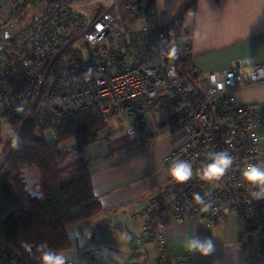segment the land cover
I'll use <instances>...</instances> for the list:
<instances>
[{"label": "built area", "instance_id": "2783aa9c", "mask_svg": "<svg viewBox=\"0 0 264 264\" xmlns=\"http://www.w3.org/2000/svg\"><path fill=\"white\" fill-rule=\"evenodd\" d=\"M84 1L6 0L0 6V119L15 120L17 136L33 119L38 131L51 129L56 138L68 115L95 112L107 122L117 116L126 136L147 143L170 138L161 158L167 183L143 210L132 213L145 218L140 232L127 230L115 216L105 217L129 244L124 264H139L149 243L157 254L149 264H181L183 258L169 252L165 223L152 218L165 207L179 223H217L235 212L264 247V200H254L252 186L241 178L245 165H259L264 106L237 102L233 95L235 89L264 83V65L201 72L190 61L189 80L177 58L191 60L190 41L181 50L173 47L155 0H94L90 14L77 7ZM158 112L163 116L151 132L149 116ZM78 143L73 137L61 148ZM209 151H227L235 159L218 181L196 174ZM178 159L193 165L187 181L168 173Z\"/></svg>", "mask_w": 264, "mask_h": 264}, {"label": "crops", "instance_id": "0c3cea01", "mask_svg": "<svg viewBox=\"0 0 264 264\" xmlns=\"http://www.w3.org/2000/svg\"><path fill=\"white\" fill-rule=\"evenodd\" d=\"M5 1L0 0V6ZM93 4L94 0H86L80 4L85 8H78L90 14ZM155 6L162 24L181 16V23L172 33V44L181 50L186 40L190 41L191 62L197 70H225L236 64L264 65V0H196L194 8H187L186 0H155ZM178 40L182 43L179 47L174 43ZM233 95L237 102L264 106V83L235 89ZM162 116V112L154 114L151 132L156 131L155 124ZM121 132L112 140L117 146L113 149L108 137L106 142L99 135L82 142L75 154L86 161L92 190L101 204L100 211L90 219L67 228L72 245L61 253L74 256L82 264H124L129 244L105 217L115 216L127 230L139 233L145 218L132 213L143 210L168 181L161 158L170 149V138L164 135L147 143L130 137L137 141L135 148L117 152L119 144L129 138ZM102 139L109 149L98 144ZM261 149L259 165L264 166V142ZM152 218L165 223L169 252L183 258L181 264H264V247L257 234L235 212H228L217 223H179L165 207ZM192 235L211 239L213 253L206 257L190 253L184 245ZM113 254L116 257L111 259ZM156 255L154 244H147L139 264L151 263Z\"/></svg>", "mask_w": 264, "mask_h": 264}, {"label": "trees", "instance_id": "16d2710c", "mask_svg": "<svg viewBox=\"0 0 264 264\" xmlns=\"http://www.w3.org/2000/svg\"><path fill=\"white\" fill-rule=\"evenodd\" d=\"M195 4L196 0H186L187 8ZM180 23L181 16L168 23L171 42ZM177 59L181 75L188 76L185 68L191 60ZM106 122L95 112L68 115L53 143L45 140L33 119L20 130L19 146H12L0 165V264H39L41 246L59 252L70 249L67 228L100 211L86 161L65 159L77 154L82 142L109 131ZM73 137L79 139L77 145L61 148ZM25 167L36 171L37 191L27 189Z\"/></svg>", "mask_w": 264, "mask_h": 264}, {"label": "clouds", "instance_id": "9594fccd", "mask_svg": "<svg viewBox=\"0 0 264 264\" xmlns=\"http://www.w3.org/2000/svg\"><path fill=\"white\" fill-rule=\"evenodd\" d=\"M12 143L14 147H18L20 144L19 136H15ZM234 164V157L227 151H209L205 154V160L201 162L196 174L206 182L218 181ZM168 173L176 181H187L193 176V165L186 160L178 159L170 164ZM241 178L245 183L252 186L251 196L254 200L264 199V166L254 163L245 165L241 171ZM184 246L190 253H199L205 257L214 251V244L211 239H201L195 235L186 240ZM39 251V264H73L74 261L76 262L74 256L53 249H45L43 246ZM115 257L116 254H113L111 259Z\"/></svg>", "mask_w": 264, "mask_h": 264}, {"label": "rangeland", "instance_id": "374dc122", "mask_svg": "<svg viewBox=\"0 0 264 264\" xmlns=\"http://www.w3.org/2000/svg\"><path fill=\"white\" fill-rule=\"evenodd\" d=\"M86 1V0H85ZM93 1V0H91ZM82 3H79L77 5V7H81ZM82 9H84L85 7L82 6ZM176 46H181V41H175L174 42ZM153 119V116H149V120L151 121ZM14 123V124H13ZM108 130L107 132H103L101 133V137L105 140V137H108V141L111 143L112 140L118 136V135H122L121 130H123V125L122 122L119 121V118L117 116H113L111 118L110 121L106 122ZM15 122L13 121H6L4 119H0V165L3 163V161L5 160V156L6 154H8L9 150L11 149V147L13 146V138L15 136H17L16 134V130L14 128ZM42 135L44 136L45 140L48 143H53L55 142V137L53 136L52 130L51 129H46V130H42L41 131ZM102 139V141H99V145H101L102 147H108L109 146L105 144V141ZM107 142V141H106ZM136 140L133 138H127L124 142L119 144V148H117V152L125 150V149H130L131 146H133L135 148L136 146ZM96 144V143H95ZM112 146L111 149L117 147L113 145V142L111 143ZM81 155V154H80ZM79 155H68L66 156L65 162H71L73 161V159L77 158ZM36 172V171H35ZM33 171V169L31 170V168H23V176L28 184L27 189L31 190H36L38 188L37 186V175H35V173Z\"/></svg>", "mask_w": 264, "mask_h": 264}, {"label": "water", "instance_id": "95a60500", "mask_svg": "<svg viewBox=\"0 0 264 264\" xmlns=\"http://www.w3.org/2000/svg\"><path fill=\"white\" fill-rule=\"evenodd\" d=\"M169 55L173 57L174 56V52L172 50H170L169 51Z\"/></svg>", "mask_w": 264, "mask_h": 264}]
</instances>
